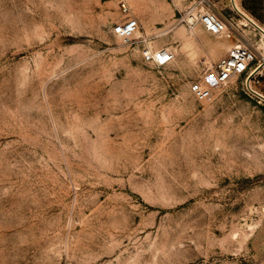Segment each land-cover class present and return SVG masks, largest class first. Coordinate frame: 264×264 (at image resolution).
<instances>
[{
	"label": "rangeland",
	"instance_id": "obj_1",
	"mask_svg": "<svg viewBox=\"0 0 264 264\" xmlns=\"http://www.w3.org/2000/svg\"><path fill=\"white\" fill-rule=\"evenodd\" d=\"M236 4L264 29V0ZM195 6L237 35L189 31ZM131 17L132 45L113 32ZM243 19L231 0H0V264H264V101L213 76L239 43L264 53ZM162 48L169 66L144 62Z\"/></svg>",
	"mask_w": 264,
	"mask_h": 264
},
{
	"label": "built area",
	"instance_id": "obj_2",
	"mask_svg": "<svg viewBox=\"0 0 264 264\" xmlns=\"http://www.w3.org/2000/svg\"><path fill=\"white\" fill-rule=\"evenodd\" d=\"M197 6L189 9L182 18L181 23L189 31L195 30L198 26H203L207 32L219 38L231 39L236 34V26L233 21H228L216 13L196 12ZM121 11L128 15L130 8L126 3L121 4ZM140 31V22L135 18H128L124 23L117 25L113 32L125 44H133L138 40L137 35ZM264 53H260L258 47L252 43H239L230 52L220 59L215 65L214 78L219 86L225 85L236 77L249 76L261 64H264ZM176 58L174 51L168 48H162L157 51L148 50L143 53V59L146 64L157 68L169 66ZM264 69L252 80L256 84L261 83V77ZM191 92L199 101H206L211 96V89L204 87L201 82L191 85Z\"/></svg>",
	"mask_w": 264,
	"mask_h": 264
},
{
	"label": "water",
	"instance_id": "obj_3",
	"mask_svg": "<svg viewBox=\"0 0 264 264\" xmlns=\"http://www.w3.org/2000/svg\"><path fill=\"white\" fill-rule=\"evenodd\" d=\"M234 10L241 16L243 17L245 20H247L252 26L255 27L256 30H258L261 34L264 35V29L262 27H260L256 22H254L252 19H250L246 14H244L237 6L236 4V0H231ZM264 69V64H261L259 67H257V69H255L254 72H252L248 77H247V86L248 89L255 95L257 96L259 99L264 101V95L254 91L251 88V82L252 80Z\"/></svg>",
	"mask_w": 264,
	"mask_h": 264
},
{
	"label": "bare ground",
	"instance_id": "obj_4",
	"mask_svg": "<svg viewBox=\"0 0 264 264\" xmlns=\"http://www.w3.org/2000/svg\"><path fill=\"white\" fill-rule=\"evenodd\" d=\"M243 21H244V24H245V25H248V24H249L247 20L243 19ZM261 36L264 38V35H263V34H262ZM260 57H261V56H260ZM261 60L263 61L264 58L261 57Z\"/></svg>",
	"mask_w": 264,
	"mask_h": 264
},
{
	"label": "crops",
	"instance_id": "obj_5",
	"mask_svg": "<svg viewBox=\"0 0 264 264\" xmlns=\"http://www.w3.org/2000/svg\"><path fill=\"white\" fill-rule=\"evenodd\" d=\"M236 2H238V0H236ZM238 4V3H237ZM239 6V5H238Z\"/></svg>",
	"mask_w": 264,
	"mask_h": 264
}]
</instances>
